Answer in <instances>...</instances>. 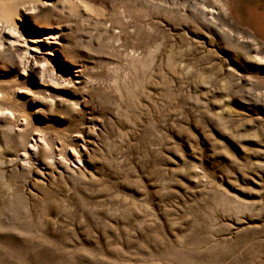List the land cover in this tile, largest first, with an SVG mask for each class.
Segmentation results:
<instances>
[{
    "label": "rangeland",
    "instance_id": "rangeland-1",
    "mask_svg": "<svg viewBox=\"0 0 264 264\" xmlns=\"http://www.w3.org/2000/svg\"><path fill=\"white\" fill-rule=\"evenodd\" d=\"M258 58L264 0H0V264H264Z\"/></svg>",
    "mask_w": 264,
    "mask_h": 264
},
{
    "label": "bare ground",
    "instance_id": "bare-ground-1",
    "mask_svg": "<svg viewBox=\"0 0 264 264\" xmlns=\"http://www.w3.org/2000/svg\"><path fill=\"white\" fill-rule=\"evenodd\" d=\"M240 8V7H239ZM254 13V12H253ZM263 27V26H262ZM263 29V28H262ZM57 35L54 34H48L44 37V43H46L47 46L51 47L52 42H54V40H57ZM9 42H12L11 40ZM33 51H36L34 49H32ZM47 56H51V53H46L45 56L42 55V59L41 62L38 60L39 58H37L36 56L26 52V56L23 59V65H24V69L25 70H30V71H38V73L41 76V79L47 77V80H45V85L49 88H54V89H59L60 84L57 83L58 80H62L63 82H68L70 84L73 83H79L80 81L75 80V82L72 80V77L69 76L68 78H65L64 76H62L61 74H58L56 72L55 68H52L49 65V58ZM259 60H262L260 58H258ZM264 63V60H262ZM79 71H74L73 73H78ZM75 75V74H74ZM77 76V75H76ZM79 77V76H78ZM64 82V83H65ZM61 83V82H60ZM68 83H65L68 84ZM41 136L38 137V140L34 139L32 145L30 146V148L32 149V151H36L37 147H38V142L41 143ZM83 149V148H82ZM71 152V157L76 160L79 159L78 154L76 153V151L74 149L70 150ZM78 161V160H76ZM80 162V161H79ZM71 166H73L72 162H71Z\"/></svg>",
    "mask_w": 264,
    "mask_h": 264
}]
</instances>
